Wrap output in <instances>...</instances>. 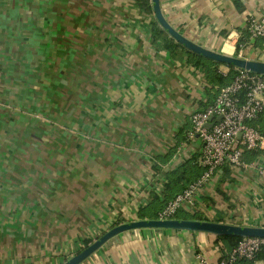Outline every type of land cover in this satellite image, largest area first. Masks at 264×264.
Wrapping results in <instances>:
<instances>
[{"label": "crops", "instance_id": "0c3cea01", "mask_svg": "<svg viewBox=\"0 0 264 264\" xmlns=\"http://www.w3.org/2000/svg\"><path fill=\"white\" fill-rule=\"evenodd\" d=\"M160 4L193 42L264 62V38L248 32L264 26V0ZM154 19L133 0H0V264H64L143 220L169 174L205 171L188 135L212 101L204 70L152 42ZM243 163L221 167L173 219L264 228V147ZM219 238L125 232L82 264H216Z\"/></svg>", "mask_w": 264, "mask_h": 264}, {"label": "built area", "instance_id": "2783aa9c", "mask_svg": "<svg viewBox=\"0 0 264 264\" xmlns=\"http://www.w3.org/2000/svg\"><path fill=\"white\" fill-rule=\"evenodd\" d=\"M248 32L253 39L264 38V26L250 21ZM245 93L241 101L240 94ZM264 109V76L242 71L234 81L222 88L213 104L195 111L191 117V139L202 143L201 163L205 171L176 199L167 204L159 219H173L185 203L193 206L196 193L205 186L217 171L230 163L243 166L244 152L264 147V136L246 124L255 119ZM222 119L218 121V118ZM212 124L209 128L208 124ZM264 264V238H244L231 251H224L216 264ZM203 264H208L203 262Z\"/></svg>", "mask_w": 264, "mask_h": 264}, {"label": "water", "instance_id": "95a60500", "mask_svg": "<svg viewBox=\"0 0 264 264\" xmlns=\"http://www.w3.org/2000/svg\"><path fill=\"white\" fill-rule=\"evenodd\" d=\"M155 19L161 28L166 31L171 38L182 45L188 51L204 57L206 59L221 63L223 65L233 66L236 69L264 76V62L249 60L245 58L225 55L208 48H205L192 40L188 39L166 20L160 0H152ZM222 118L219 117L218 121ZM211 128L212 124H208ZM139 230L161 231H188L208 233L218 237H238V238H264L263 227H242L223 223H215L199 220H179V219H155V220H136L117 225L88 245L80 253L70 258L64 264H82L86 259L92 256L100 248L125 232L137 233Z\"/></svg>", "mask_w": 264, "mask_h": 264}, {"label": "trees", "instance_id": "16d2710c", "mask_svg": "<svg viewBox=\"0 0 264 264\" xmlns=\"http://www.w3.org/2000/svg\"><path fill=\"white\" fill-rule=\"evenodd\" d=\"M134 5L137 6L144 14L153 16V4L152 0H133ZM151 27V38L152 42L157 45L158 47L170 51L172 54H175L179 50H185L189 55L188 61L189 63L193 64L195 67H200L204 70V78L207 83V92L210 93L212 96V101L209 102L213 104L214 101L217 99L220 90L228 85H230L234 79L242 72V70L236 69L233 66L223 65L221 63L203 58L199 55H196L187 49H185L182 45L177 43L173 38L169 36V34L164 31L161 26L159 25L156 19L152 20L150 23ZM250 35V34H249ZM241 41L238 44L237 50L241 49ZM224 66L227 68V72L224 73L221 71V67ZM241 101L245 99V93L242 92L240 94ZM209 104V105H210ZM192 123V122H191ZM247 125L254 128L258 133L264 136V109L263 111L252 120L246 122ZM190 133V132H189ZM189 135V134H188ZM259 149L245 151L242 156L247 158V156H252ZM226 168H230V163H224L223 165ZM222 166V167H223ZM205 169V168H204ZM204 173V172H203ZM203 174H200L197 171H194V167L192 163L186 164L182 166L177 171L168 175V183L166 184V188L164 190V194L166 196L165 200H161L158 197H155L153 203L145 209H141L138 213L140 219H148V220H155L159 219V214L164 210L167 206L170 196L175 197L176 199L179 195L184 193L192 184L198 181ZM172 194V195H171ZM199 218V217H197ZM224 244V247L227 251L233 250L238 244L243 240V238L238 237H220ZM91 244V241L86 242V247ZM251 264V262H249Z\"/></svg>", "mask_w": 264, "mask_h": 264}, {"label": "rangeland", "instance_id": "374dc122", "mask_svg": "<svg viewBox=\"0 0 264 264\" xmlns=\"http://www.w3.org/2000/svg\"><path fill=\"white\" fill-rule=\"evenodd\" d=\"M204 58V57H203ZM195 198V197H194ZM161 200H165L164 198H160ZM191 208V205H189V204H187V203H185L184 205H183V208L182 209H190ZM100 238V237H99Z\"/></svg>", "mask_w": 264, "mask_h": 264}]
</instances>
